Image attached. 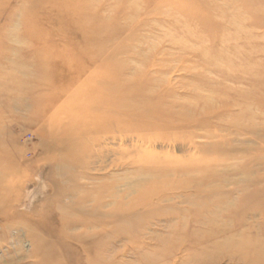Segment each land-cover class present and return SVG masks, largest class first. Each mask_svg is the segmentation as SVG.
<instances>
[{
	"label": "rangeland",
	"instance_id": "obj_1",
	"mask_svg": "<svg viewBox=\"0 0 264 264\" xmlns=\"http://www.w3.org/2000/svg\"><path fill=\"white\" fill-rule=\"evenodd\" d=\"M35 235L51 264H264V0H0V264Z\"/></svg>",
	"mask_w": 264,
	"mask_h": 264
},
{
	"label": "bare ground",
	"instance_id": "obj_2",
	"mask_svg": "<svg viewBox=\"0 0 264 264\" xmlns=\"http://www.w3.org/2000/svg\"><path fill=\"white\" fill-rule=\"evenodd\" d=\"M249 4L252 6V8L254 10L255 4H251V3H249ZM252 8L249 7V9H252ZM115 53H116V50H115ZM119 64H121V63H119ZM122 65L124 66V64L122 63L121 65H119V67H116L115 70H118L119 71L120 69H122ZM221 73L224 74L225 72L223 70H221ZM224 75L227 76L228 75V72L225 73ZM57 236L59 238H62V236H60V235H57ZM34 237H35V239L33 241V245L30 246L31 248L28 250V251L31 250L30 256H38V255H40V259L38 261L40 264H51L50 263L51 261H50V255H49V253L47 251H45L44 249H42L41 246H40V244L38 243V240H37L38 239V235H35ZM0 248H1V243H0ZM236 252L239 253L240 250L237 249Z\"/></svg>",
	"mask_w": 264,
	"mask_h": 264
}]
</instances>
